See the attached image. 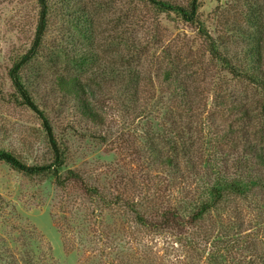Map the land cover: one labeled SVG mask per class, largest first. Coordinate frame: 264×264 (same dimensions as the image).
<instances>
[{"label":"rangeland","instance_id":"obj_1","mask_svg":"<svg viewBox=\"0 0 264 264\" xmlns=\"http://www.w3.org/2000/svg\"><path fill=\"white\" fill-rule=\"evenodd\" d=\"M46 4L47 26L39 51L21 75L66 150V166L83 172L88 185L100 186L108 199L119 204L105 206L98 199L89 200L76 184L59 188L51 176H28L0 161V264L195 263V249L177 243V234L139 225L120 200L140 201L142 210L147 204L151 208L150 199L176 201L179 193L167 190V168L149 148L170 153L175 142L181 154L183 139L178 135L186 133L190 137L184 138L204 154L195 157L202 170L214 137L225 134L238 115L230 110L231 104L254 108L261 95L244 76L232 75L208 56L200 26L135 0H46ZM200 4L204 30L219 53L238 70L252 67L249 52L264 48V0ZM39 10L37 0H0V150L30 165L49 163L51 150L36 113L13 102L9 70L32 44ZM80 54H94L98 67L110 64L111 76L124 77L123 86L115 77L91 96L103 118L99 125L84 120L74 100L55 84L60 73L89 78L92 71L81 70L71 60ZM165 68L195 93V118L185 117L170 104L172 84L155 77ZM127 72L138 76L137 83L126 77ZM134 84L139 88L138 101L127 86ZM216 146L230 151L226 141ZM190 189L201 194L200 182L195 180ZM145 194L148 200L141 199ZM233 200L244 235L264 253V192L254 199ZM212 215L206 224L217 218ZM182 234L188 239L194 236L188 230Z\"/></svg>","mask_w":264,"mask_h":264},{"label":"trees","instance_id":"obj_2","mask_svg":"<svg viewBox=\"0 0 264 264\" xmlns=\"http://www.w3.org/2000/svg\"><path fill=\"white\" fill-rule=\"evenodd\" d=\"M37 1L40 10L34 40L29 49L12 65L9 77L15 90L12 94L13 102L24 105L36 113L41 121L52 159L47 164L30 165L14 153L0 150V161L28 176L40 175L42 178L51 176L54 184L59 188L66 187L67 184H76L89 200L98 199L105 206L119 204L116 200L108 199L102 193L100 186L88 185L83 172L66 166V150L59 144L48 115L36 103L28 81L21 75V69L37 55L47 26L46 0ZM135 1L187 24L200 26V32L207 39L208 56L220 61L232 75L244 76L261 95V103L254 108H248L244 103L231 104L230 110L237 111L238 115L225 134L214 137V143L211 145L213 150L209 147L208 159H202L207 164L202 170L197 168L195 157L199 159L204 154L198 153L192 142L184 138L186 133L184 136L178 135L181 140L183 139L181 154H178L179 146L175 142L170 144L172 149L170 153L167 151L164 153L159 147L149 148L158 158V162L167 168L169 175L167 190L170 192L174 189L179 193L180 197L174 198L176 201L150 199L151 208H147V204L143 210L140 201H120L125 202L124 207L139 225L160 233L177 234V243L195 249V263L192 264H264V253L259 252V244L244 235L237 205H231L235 198L254 199V195L264 192V67L262 65L264 48L260 46L249 52L252 57V67L246 71L238 70L230 59L219 53L214 40L204 30V23L200 18L201 0H189L186 5L170 0ZM81 18L84 19L83 23L81 22V31L85 35L86 17L83 15ZM71 60L81 70L92 71L91 75L83 80L80 74L60 73L55 76V84L62 93L74 100L84 120L99 125L103 122V118L94 108L91 96L95 90L100 91L103 88V83L116 81L115 77L123 86V74L111 76L110 64L98 67L94 54L91 56L80 54L72 57ZM160 76L165 83L172 84L169 89L170 104L180 108L185 117L195 118V93L187 89L185 82L177 78L172 69L165 68L155 74V77ZM126 77L131 78L132 81L138 78L136 74L129 72ZM136 85L127 86L132 87L129 90L131 97L138 101L141 97ZM221 140L227 142L230 151L217 148L216 142ZM195 180L201 184L199 195L191 193L190 185L195 183ZM116 197L119 199L118 195ZM141 199L149 198L145 194ZM252 204L256 205L255 202ZM229 209L232 210L231 214H228ZM213 213L217 218L211 219L206 224V220H209L210 216L213 217ZM187 230L194 236L189 239L185 237L182 233Z\"/></svg>","mask_w":264,"mask_h":264}]
</instances>
